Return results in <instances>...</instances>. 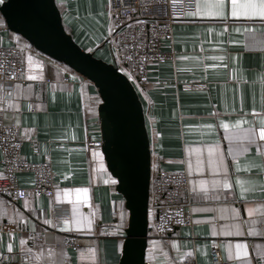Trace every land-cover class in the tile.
I'll use <instances>...</instances> for the list:
<instances>
[{
  "label": "crops",
  "instance_id": "crops-1",
  "mask_svg": "<svg viewBox=\"0 0 264 264\" xmlns=\"http://www.w3.org/2000/svg\"><path fill=\"white\" fill-rule=\"evenodd\" d=\"M56 1L74 41L114 64L108 0ZM15 41L0 16V46ZM173 47L175 62L150 68L138 95L154 163L190 178L194 224L153 239L146 263L180 264L192 255L208 264L217 242L229 264H264V142L246 131L264 119V30L259 19L188 16L173 26ZM20 54L23 82L8 95L0 79V125L17 128L23 158L51 163L54 196L17 205L0 197V264H118L128 214L101 151L86 146L101 140L97 91L65 82L68 71L32 47ZM18 181L29 188L32 175ZM237 244L244 246L239 255Z\"/></svg>",
  "mask_w": 264,
  "mask_h": 264
},
{
  "label": "built area",
  "instance_id": "built-area-1",
  "mask_svg": "<svg viewBox=\"0 0 264 264\" xmlns=\"http://www.w3.org/2000/svg\"><path fill=\"white\" fill-rule=\"evenodd\" d=\"M195 0H108L107 16L110 23L108 44L113 50L114 64L134 85L137 93L149 85V70L165 63H173L176 53L173 47V26L185 21L188 12L195 10ZM6 54V55H5ZM24 65L20 51L11 46H0V79L10 94L12 86L23 82ZM65 82L92 83L74 71H68ZM94 87V86H93ZM192 90H204V85L192 84ZM100 130L98 115L95 121ZM257 140H259L257 131ZM102 140L86 144L101 150ZM22 141L14 126L0 125V197L11 205H17L27 197L52 199L54 196L53 170L49 161L32 163L21 155ZM151 151V148H150ZM151 151V178L149 186L148 230L157 240L167 238L175 228L193 227L190 205L189 176L183 171H165L154 163ZM30 173L32 184L23 188L18 175ZM5 226L0 223V234ZM65 243L73 250L78 245L74 237ZM208 264H229L224 260L219 244L214 243L209 252ZM64 264H72L70 261ZM180 264H198L192 255H186Z\"/></svg>",
  "mask_w": 264,
  "mask_h": 264
},
{
  "label": "water",
  "instance_id": "water-1",
  "mask_svg": "<svg viewBox=\"0 0 264 264\" xmlns=\"http://www.w3.org/2000/svg\"><path fill=\"white\" fill-rule=\"evenodd\" d=\"M0 16L35 51L89 80L100 98L101 154L128 219L118 264H147L151 151L139 95L115 66L83 50L64 28L55 0H4Z\"/></svg>",
  "mask_w": 264,
  "mask_h": 264
},
{
  "label": "snow or ice",
  "instance_id": "snow-or-ice-1",
  "mask_svg": "<svg viewBox=\"0 0 264 264\" xmlns=\"http://www.w3.org/2000/svg\"><path fill=\"white\" fill-rule=\"evenodd\" d=\"M4 0H0V3H3ZM189 16H215L227 19L230 15L233 18H245L248 20L259 19L261 29L264 30V0H204L203 3L200 0H196L195 10L188 12ZM255 29H245V31H254ZM236 31H240V29H236ZM6 55V54H5ZM31 59V57H29ZM227 127V126H225ZM247 131V135L250 139L255 140L258 138L261 141H264V119L259 121V126L257 129L249 128ZM97 155V153H93ZM221 165H223V161L221 160ZM190 167V166H189ZM264 171V168H262ZM239 183V182H238ZM224 187H229L227 181L224 182ZM87 191L86 189L84 190ZM247 189L241 188V192H245ZM80 190H77V195L79 196ZM249 215H252V210L249 209ZM47 223V221H46ZM67 223V221H65ZM251 234V233H250ZM244 246L237 244L236 248L238 250L237 254L239 255V250ZM91 251V250H90ZM247 255V252L244 253Z\"/></svg>",
  "mask_w": 264,
  "mask_h": 264
},
{
  "label": "trees",
  "instance_id": "trees-1",
  "mask_svg": "<svg viewBox=\"0 0 264 264\" xmlns=\"http://www.w3.org/2000/svg\"><path fill=\"white\" fill-rule=\"evenodd\" d=\"M55 2H56V5H57L60 13H61V7H60V5L57 3L56 0H55ZM64 28H65L66 32L69 34V31L67 30V28L65 26H64ZM12 45L14 47H16L20 51V53L23 51V48L26 47V46L31 48V46L23 38H21L20 36H17V35H16V41ZM60 65L65 70L70 71V69L68 67H66V66H64L62 64H60ZM122 202H123V199H122ZM122 230H124V226H123ZM148 235L151 236L150 230H148ZM152 240H153V238H148V245H150L153 242Z\"/></svg>",
  "mask_w": 264,
  "mask_h": 264
},
{
  "label": "rangeland",
  "instance_id": "rangeland-1",
  "mask_svg": "<svg viewBox=\"0 0 264 264\" xmlns=\"http://www.w3.org/2000/svg\"><path fill=\"white\" fill-rule=\"evenodd\" d=\"M122 72H124L125 74H127V76H128V73H127V71L125 70V69H123L122 68ZM129 77V76H128ZM130 78V77H129ZM131 79V78H130ZM138 91H139V88H138ZM112 183H114L113 181H112Z\"/></svg>",
  "mask_w": 264,
  "mask_h": 264
}]
</instances>
